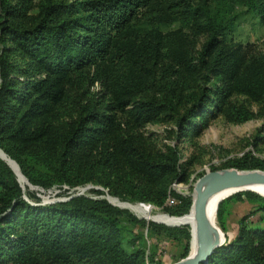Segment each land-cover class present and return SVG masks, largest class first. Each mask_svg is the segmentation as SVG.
Returning a JSON list of instances; mask_svg holds the SVG:
<instances>
[{
	"label": "trees",
	"instance_id": "1",
	"mask_svg": "<svg viewBox=\"0 0 264 264\" xmlns=\"http://www.w3.org/2000/svg\"><path fill=\"white\" fill-rule=\"evenodd\" d=\"M238 3L264 26V0H0V150L33 186L91 183L185 213L192 199L171 185L188 182L189 164L141 128L171 121L181 138L219 115L242 123L254 116L232 100L243 96L258 105L264 130V53L226 39ZM192 35L205 37L198 49ZM225 167L264 171V160L245 153ZM14 174L0 159V264H158L146 254L145 226L188 253L187 228L146 223L105 199L43 204ZM229 197L262 214L256 223L241 217L205 264H264V198Z\"/></svg>",
	"mask_w": 264,
	"mask_h": 264
},
{
	"label": "rangeland",
	"instance_id": "2",
	"mask_svg": "<svg viewBox=\"0 0 264 264\" xmlns=\"http://www.w3.org/2000/svg\"><path fill=\"white\" fill-rule=\"evenodd\" d=\"M216 2L217 0H210V3L213 5L216 4ZM233 13L236 15V19L232 30L226 35L228 42L241 43L243 46L250 48L252 53L256 55L264 53V26L261 24L258 15L241 3L235 4ZM179 26L180 24L176 22L169 26H160V29L165 32L176 29ZM188 33L191 35V32ZM191 37L196 41V49L200 47L205 39L203 35H192ZM98 89V83H94L91 87L92 92H95ZM232 100L236 103H244L253 112L254 116L242 123H233L226 120L224 116L219 115L214 119L208 120L205 128H203L198 136L188 135L181 138L176 137V125L171 121L147 123L141 128V131L145 136L152 135L153 141L158 148L165 146L174 147L179 155V163L182 165L186 163L189 164L188 182L173 183L171 188L182 196L190 197L192 199V205V194L194 193L195 181L204 173L213 170L229 169L225 167V164L229 161L240 158L241 153H246L254 158L264 160V130L259 131L263 120L257 114L258 105L247 100L243 96H234ZM0 158H2V160L14 170L16 177L24 190L34 194L35 197L39 199L40 203L51 204L67 201L62 199L69 196H85L91 199L105 200L107 197V199L114 204L112 205L110 203L112 206L127 210L136 218L146 223L153 222L168 227L187 228L190 232L188 253L183 258H181L182 240L171 238L163 232H160L161 234H157L156 232L147 233L146 226L139 228L145 235L147 248L146 254L153 255L156 263L173 264L192 255L193 234L191 231V225H170L153 218V216L157 215L180 217L183 214L188 213L192 205L188 211L181 215H171L152 204L134 203L120 197L110 196L106 189L91 183L74 187L75 189L73 191H71V187L67 188L68 185L66 184L54 185L49 188L38 187V189L35 188L31 190L17 164L1 150ZM173 202V197L169 196L166 201L167 205H170ZM222 204V223L224 228L222 229L220 227L218 219H216V222L225 237L224 242L226 239H232L236 235L241 217L246 216L247 218L245 222L247 223H256L258 222L259 215L262 214L256 210L257 204L245 197H241V199L235 197L225 198V200L222 201ZM152 220H155V222ZM260 224L264 225V221Z\"/></svg>",
	"mask_w": 264,
	"mask_h": 264
},
{
	"label": "water",
	"instance_id": "3",
	"mask_svg": "<svg viewBox=\"0 0 264 264\" xmlns=\"http://www.w3.org/2000/svg\"><path fill=\"white\" fill-rule=\"evenodd\" d=\"M27 185L31 190L37 188L36 186L31 185L28 181ZM259 185H264V171L257 169L237 170L231 168L213 170L204 173L195 181V199L193 209L196 250L195 253L192 256L187 257L182 264H205L208 262L210 255L224 243V240L221 241L220 239L218 228L207 218L206 203L209 197L223 190H231L226 197L241 191H251L264 198V195L256 189H253ZM21 188L24 190L22 186ZM24 198L27 199L25 195ZM106 200L111 203L107 197ZM152 221L155 222V220Z\"/></svg>",
	"mask_w": 264,
	"mask_h": 264
},
{
	"label": "bare ground",
	"instance_id": "4",
	"mask_svg": "<svg viewBox=\"0 0 264 264\" xmlns=\"http://www.w3.org/2000/svg\"><path fill=\"white\" fill-rule=\"evenodd\" d=\"M2 159V158H1ZM8 165V164H7ZM13 165V164H12ZM9 166V165H8ZM10 167V166H9ZM16 167V166H15ZM11 168V167H10ZM12 169V168H11ZM13 170V169H12ZM14 172V170H13ZM15 173V172H14ZM16 175V174H15ZM18 179V178H17ZM19 182V180H18ZM195 185V184H194ZM253 189H256L257 191H259L262 195H264V185H259L254 187ZM231 192V190H223L220 192H217L213 195H211L209 197V199L207 200L206 203V214H207V218L208 220L215 225L218 228L219 231V235H220V239L221 241H223L225 239L222 231L220 230V228L217 226V222H216V210L218 207V204L224 200L226 197V195H228ZM193 195V204H194V199H195V191L192 194ZM113 204V203H112ZM141 212V211H140ZM143 214V213H142ZM154 219L158 220V221H162L170 224V225H191V231H192V236H193V249H192V255L195 253L196 250V238H195V220H194V209H193V205L190 209V211L186 214H184L183 216L180 217H168L165 215H157V216H153ZM192 255H189L187 257H190ZM186 257V258H187ZM185 258V259H186ZM181 260L179 262H177L176 264H182V262L185 260Z\"/></svg>",
	"mask_w": 264,
	"mask_h": 264
},
{
	"label": "built area",
	"instance_id": "5",
	"mask_svg": "<svg viewBox=\"0 0 264 264\" xmlns=\"http://www.w3.org/2000/svg\"><path fill=\"white\" fill-rule=\"evenodd\" d=\"M242 155H243V153L240 154V156H242ZM68 187H69V186H67V188H68ZM36 189H38V187H37ZM74 189H75V188H72L71 191H73ZM70 197H71V196H69V197H67V198H64V199H62V200H68Z\"/></svg>",
	"mask_w": 264,
	"mask_h": 264
}]
</instances>
